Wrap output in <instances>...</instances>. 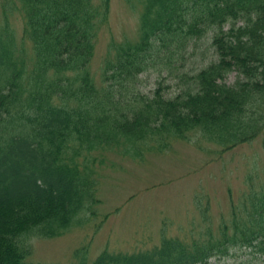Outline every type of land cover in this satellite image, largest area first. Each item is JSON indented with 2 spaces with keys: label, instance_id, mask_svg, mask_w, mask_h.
<instances>
[{
  "label": "trees",
  "instance_id": "obj_1",
  "mask_svg": "<svg viewBox=\"0 0 264 264\" xmlns=\"http://www.w3.org/2000/svg\"><path fill=\"white\" fill-rule=\"evenodd\" d=\"M126 2L140 3L136 37L108 42L96 80L110 0L1 1L0 264H62L29 260V237L60 236L95 213L106 151L142 160L195 135L223 152L264 132V0ZM151 70L161 79L146 94L138 84ZM232 212L218 237L162 235L151 249H104L91 262L78 249L67 264H210L231 246L264 259V185Z\"/></svg>",
  "mask_w": 264,
  "mask_h": 264
},
{
  "label": "rangeland",
  "instance_id": "obj_2",
  "mask_svg": "<svg viewBox=\"0 0 264 264\" xmlns=\"http://www.w3.org/2000/svg\"><path fill=\"white\" fill-rule=\"evenodd\" d=\"M1 9L0 6V17ZM139 10L140 3L131 7L126 0H110L108 20L98 31L90 65L96 80L108 42L136 37ZM10 20L19 29L21 22L16 14L10 15ZM16 33L19 38L20 30ZM190 67L191 70L195 67L191 61ZM236 76L235 72L229 73L227 81L233 82ZM172 78L168 74L162 81L169 85ZM156 79H161L157 71L144 73L139 90L151 94ZM175 91L173 84L167 92ZM196 139L193 135L190 141L171 140L166 150L147 152L142 160L106 151L104 162L98 167L99 202L92 205L95 213L89 217L87 213L80 214L82 218L76 217L60 236L29 237L32 248L28 259L67 264L75 261V251L80 249L91 262L104 249L110 252L151 249L160 243L162 235L178 237L188 244L193 238L204 239L208 229L213 237H218L220 221L228 223L232 211L239 212L245 193L264 185V132L223 152L201 138L200 147L193 142ZM105 214L108 216L103 218ZM232 231L229 227V233ZM249 260L264 264L263 258L254 256L244 246H231L229 254L209 259L210 264Z\"/></svg>",
  "mask_w": 264,
  "mask_h": 264
}]
</instances>
